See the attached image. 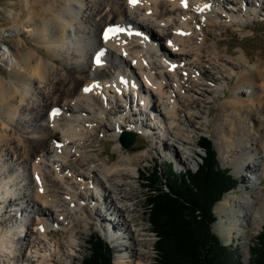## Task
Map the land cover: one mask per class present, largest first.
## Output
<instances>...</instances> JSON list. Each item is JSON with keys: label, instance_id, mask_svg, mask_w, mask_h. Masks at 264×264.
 I'll return each instance as SVG.
<instances>
[{"label": "bare ground", "instance_id": "obj_1", "mask_svg": "<svg viewBox=\"0 0 264 264\" xmlns=\"http://www.w3.org/2000/svg\"><path fill=\"white\" fill-rule=\"evenodd\" d=\"M218 1L186 0L185 6V0H139L135 5L129 0H20L21 11L19 16L13 14L12 28L19 20L27 23L37 45L24 54L14 52L10 80L2 86L0 82V155L11 154L12 159L11 169L7 162L0 163V264H68L83 245L78 226L94 224L91 218L112 239L118 253L114 264H153L142 222L145 203L139 198L138 164L146 152H132L118 140V155L103 158L93 149L97 130L110 132L112 140L124 130L153 134L160 128L149 112L153 107L171 135L170 140L160 137L159 145H154L156 155L168 148L183 164L181 152L187 160L194 159L193 147L200 141L193 136L210 125V98L221 93L233 97L220 101L213 134L236 170L246 167L264 178V56L255 60L246 49L234 56L229 44L221 47V36L230 26L244 31L258 14L264 21V0ZM114 22L131 28L106 38L105 28ZM72 27L82 49L75 48L79 45L71 36ZM135 29L149 38L128 36ZM154 40L160 42L158 48ZM101 49L112 60L97 67L93 59ZM172 63L177 69H171ZM203 78L212 84L199 80ZM242 86L252 88L248 100L239 96ZM194 93L204 97L198 99ZM132 98L144 107L140 116L121 104ZM246 104L251 138L245 135L241 116ZM57 106L60 116L51 114ZM181 106L187 118H179ZM28 108L33 114H21ZM108 115L114 121H106ZM236 136L245 145H236ZM241 177L249 183L248 193L254 194L241 198L229 194L215 207L220 220L214 230L228 243L241 239L249 227L264 225V194L253 188L257 184L253 177ZM12 206L14 214L7 212ZM101 206L110 218L103 217ZM30 214L34 217L28 220ZM21 218L28 225L24 235H19L16 223ZM63 249V255L55 254Z\"/></svg>", "mask_w": 264, "mask_h": 264}, {"label": "rangeland", "instance_id": "obj_2", "mask_svg": "<svg viewBox=\"0 0 264 264\" xmlns=\"http://www.w3.org/2000/svg\"><path fill=\"white\" fill-rule=\"evenodd\" d=\"M19 2H20V0H0V82L3 81V84H1V86L4 85V81L10 80L8 72L10 71V69H12V65L10 63L12 62V58H14L13 53L15 52L17 54H24L28 50H33V49L36 50L37 43L34 40L33 33L31 32L30 27L27 26V23L21 22V20H19L17 23V26L15 28H12L13 14L19 16L18 13L21 11V7H20ZM262 6L264 7V3ZM99 17H96V18L98 19ZM260 18H261L260 16H257L255 19L251 20L249 22V28L245 29L244 31H242L236 25L230 26L228 31L224 32V34L221 36V45H222L221 47L224 48V47H226L227 44H229L233 53H234L233 54L234 56L239 55V53H242L243 49L248 50L255 60L258 58L259 54L264 56V21ZM86 23H87V21L85 20V17H83V22H81L82 26H85ZM144 33H146V32H144ZM144 33H143V35H145ZM150 35L152 36L153 34L151 33ZM71 36H72V38H74L78 42L77 45H79V46L76 47L75 44L72 42H70L69 45L71 47L75 46V48L80 47V49H82L84 45L81 43V41H78V37L76 35V31H75L74 27H72ZM89 36H91V35H89ZM162 42L167 43L165 39H162ZM155 44L158 48L160 42L155 41ZM169 45H171V43H169ZM92 54L93 53H91L89 55V57H88L89 59H90V57H92ZM2 55H6L5 60H3ZM156 57L158 59H161L159 56H156ZM180 72H183V70L181 69ZM184 74H187V72H184ZM199 80H204L206 83L212 84V82L207 78H203V79H199ZM200 86L204 87V88L208 87L207 85H200ZM251 89L252 88H249L247 86H242L241 91H243V93H239L240 98H244V99L248 100L250 98V90ZM256 89H257V91H260L259 87H256ZM222 92H223V89H222ZM204 93L206 95H209V92H207L206 90L204 91ZM194 96L197 97L198 99H201L204 97L199 93H194ZM225 99L232 100L233 97L225 96L224 93H221L218 95V97L216 96L214 98H210V103H208L207 106H211L213 108V111H214V112L212 111L213 114L208 116V119L210 121V125H209V127H205V129L203 131H201L199 133V135L194 134L193 137L195 140L200 141V138L202 135L210 136L213 139L214 144L218 150V156H219V159L221 161L222 166L231 168V173H233L235 176H237L239 178L238 187L234 188L229 193L225 194V196L230 194V195H234V196L236 195V196L241 198L242 196L250 197V195L254 194L253 191L248 193V189H247L246 184H249V183L244 181L243 178L241 177L244 174L245 175L248 174V176L253 177L255 179V181L257 182V184L253 188L257 189V190H261L262 193L264 194V178H259L256 175V173L253 172V170L246 168V167L242 168L240 170H236L235 166L230 161L229 154L223 148L220 147V145L218 143V142H220L219 137H217L218 135L213 134V127L217 123L216 115L219 112V107H218L219 103H220V101H223ZM133 101L134 100H132V102L130 103L128 101L121 100V104L126 106V108L129 110L131 107V112L137 113L135 115V117L140 116L139 111L141 108L143 109L144 107L142 105H140V102H136V100L134 102ZM138 103H139V105H137ZM153 103H154V98H150V104L152 105ZM253 106H256V105H253ZM44 108H45L44 112H48L49 106L47 105V107L45 106ZM198 109H199L198 113L200 115L203 114L202 108L199 107ZM248 109H249V106H248V104H246L243 107V110H242L243 112H242L241 116L245 120V123H244L245 135H246V137L248 136L247 138H251L252 136L251 135L249 136V132H251V129H252V127H251L252 119L250 118V115H248ZM22 112H24L25 114H28V113L33 114L32 109H30V108H28L25 111L22 110L21 114H22ZM149 112L151 113L152 116H154V117L156 116L157 119L155 120V123H157V124H155V126L160 125V128L153 130L152 131L153 134L152 133L151 134L150 133L149 134L136 133V139H135L134 144L130 148H125V149H129L132 152H146V154H147V157L142 159L138 164L139 169H140L138 181L142 183V187L140 189L141 194H140L139 198L142 200L143 203H145L144 208L142 209V215H143L142 222H143L145 228L147 229L146 232H148V239L146 240V242H147V245H149L151 247V250H150L151 253L150 254L152 255V258H153V264H155L156 263V257H157L156 240L159 237L152 230V225L149 221L148 202H147L148 188L144 185L145 180L143 179V176L141 174L143 171L152 170V168L154 166H158L159 162L163 165V167H162V172H163L164 166H166L167 163L170 162V160L175 162L174 168L177 171H180V170L186 169V168H193L195 170L198 168V165H199L198 163L202 161V159L199 157V155L204 154V152L199 147V143L193 147V149L197 152L194 159L187 160L186 155L181 152V156H183V159L185 160V162L183 164H180L177 160H175L172 157V154H170V151L168 150V148L164 149L165 154H167V155L164 154V151L163 152L161 151V155L159 154V156H157L156 155L157 153L154 150L155 149L154 145H156L159 142L160 137H165L166 139L169 138V140H170L171 135L168 132H166V130L164 128V122L162 120V117L159 115V112H157L154 107L151 108L149 110ZM21 116L24 118L22 120V123H25V121H26L25 116L24 115H21ZM180 117L181 118H187V110L184 106L179 107V118ZM197 118L198 117H196V119ZM114 119L115 118L113 115H108V119L106 121L112 122V121H114ZM147 121L150 123V120H147ZM230 127H232V126L231 125L227 126V128H230ZM154 132H155V134H154ZM220 134L221 135L224 134L223 129L220 130ZM236 137H235L236 140L237 141L239 140L236 143V145H238L239 143H242L243 145H245V143H243L241 136H239V137L236 136ZM146 138H149V142L146 141ZM93 139H94V144H96L93 148L94 152H98V151L102 152L101 154H102L103 158H108V156L112 155L113 153H114V155L119 154L118 151L116 150L117 144H118V143H116L117 140L119 141V143H121L119 140V137L115 140H112V138H110V132L107 133L106 131L105 132L103 131V133H102L100 130H97L95 135L93 136ZM158 145H159V143H158ZM182 148H184V147L180 146V150ZM10 155L11 154H9V157L6 155L3 156V154H2L3 157H1V155H0V158H2L0 163L4 164L5 162H7L6 167L9 169H11V167H12L10 165V164H12V161H11L12 159H9ZM5 158H8V159H5ZM16 158H17V156L13 155V159L15 160ZM254 176H256V178ZM139 182H137L138 185H139ZM16 202L18 203L19 201H16ZM219 202L217 204H219ZM2 204H0V205H2ZM217 204H216V206H217ZM215 207H214V212L217 215V220H215V222L213 223V231L216 234H218L214 230V226H217L216 224L220 220V215L215 211ZM4 208H6V207H4ZM103 208L104 207L101 206V213L103 214V217H107V219H108L109 215H108V213H106L103 210ZM7 210H9L7 212L14 214L16 212V206L9 207V208H7ZM92 211H93L92 203L90 202L89 207H88L89 215L92 213ZM18 216H19V214H18ZM31 216L34 217L33 214H30L29 218H31ZM0 218H1V216H0ZM91 219H92V221H94V224L92 223L88 227H85L83 224H79V226H78L79 240L78 241L82 242L83 245L80 248V250L76 252L77 256H75V258L73 260L72 259L68 260V264H81L82 263L83 258L85 256H87V254L89 253V248H90L89 241L91 239V236L94 233H98V234L103 235V239L105 241H107L112 248L113 258L115 260L118 253L115 251V247H114V243H113L112 239H108L109 237L107 236V234H105L102 230H100L101 229L100 225L97 223V221L95 219H93V218H91ZM263 228H264V225L262 227H259V226L249 227L250 230L248 232H245V234L243 235V237L241 239L234 238V240L230 241V243H228V241H227L228 239L226 236H221L220 234H218V235L222 239L223 243L225 245L230 246L232 251H234L236 259L242 260L244 264H249L250 263V251H249L250 247L252 245H254L258 234L263 230ZM24 230H25V227H24ZM27 230H28V225H27ZM21 231H22V229L20 230V228H19V235H21L20 234ZM121 234L123 235L122 232H121ZM58 238H60V240H61L62 236L59 235ZM15 244L17 246L20 245L18 240H15ZM63 253H64V249L61 250L59 252V254H58V252H55V254L58 256L63 255ZM1 254H3V253L1 252ZM3 258H5V257H3ZM114 263H115V261H114Z\"/></svg>", "mask_w": 264, "mask_h": 264}, {"label": "trees", "instance_id": "obj_3", "mask_svg": "<svg viewBox=\"0 0 264 264\" xmlns=\"http://www.w3.org/2000/svg\"><path fill=\"white\" fill-rule=\"evenodd\" d=\"M204 154L197 169L177 171L172 162L143 171L148 188V213L156 240L155 264H244L235 258L213 231L215 205L239 185L231 168L223 167L213 139L200 138ZM89 253L81 264H114L113 251L103 237L94 233ZM250 263L264 264V228L250 247Z\"/></svg>", "mask_w": 264, "mask_h": 264}, {"label": "water", "instance_id": "obj_4", "mask_svg": "<svg viewBox=\"0 0 264 264\" xmlns=\"http://www.w3.org/2000/svg\"><path fill=\"white\" fill-rule=\"evenodd\" d=\"M135 139V134L125 131L121 136L120 141L125 148H130L134 144Z\"/></svg>", "mask_w": 264, "mask_h": 264}, {"label": "snow or ice", "instance_id": "obj_5", "mask_svg": "<svg viewBox=\"0 0 264 264\" xmlns=\"http://www.w3.org/2000/svg\"><path fill=\"white\" fill-rule=\"evenodd\" d=\"M138 2V0H129V3L131 4H136ZM185 6H186V0H185ZM118 31H124L123 29H117ZM113 31V29L110 27L109 29L106 30V33H105V37L107 38V35L108 33H111ZM171 43V42H169ZM97 63H101L99 57L97 58ZM89 89L86 88L85 91H88ZM57 111L58 110H53V115L57 114ZM41 191H43V189H41Z\"/></svg>", "mask_w": 264, "mask_h": 264}]
</instances>
